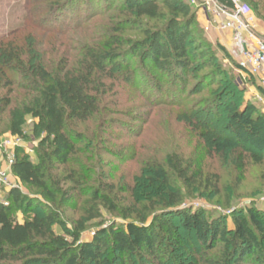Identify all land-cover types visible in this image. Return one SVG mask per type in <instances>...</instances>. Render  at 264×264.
<instances>
[{
  "label": "trees",
  "instance_id": "1",
  "mask_svg": "<svg viewBox=\"0 0 264 264\" xmlns=\"http://www.w3.org/2000/svg\"><path fill=\"white\" fill-rule=\"evenodd\" d=\"M26 1L28 7L32 0ZM56 1L60 2L40 8L39 15L43 13L44 19L39 21L38 31L58 38L81 30L90 18L111 11L125 15V19L109 30L103 45L83 44L77 59L66 55L62 40L56 52L57 65L54 52L49 55L48 49L40 53L24 43L27 36L24 39L20 36L34 27L33 12L27 13L21 29L0 38V118L7 115L12 136H23L27 117L37 121L35 129L43 135L36 162L15 158L11 172L18 184L40 191L46 200L30 198L19 188H11L5 199L0 200V264H165L172 249L164 237L180 247L181 232L193 234L202 249L201 255L187 264H264V203L261 208L252 205L233 210L227 228L223 220L228 216L210 218L201 209L182 208L181 192L169 191L163 204L165 210L148 221L154 209L143 214L134 213L132 207L120 209L110 198L114 187L100 182V189L92 192V207L86 210L84 202L82 218L72 222V228L67 227L58 199L68 202L74 195L79 196L77 189L82 178L75 172L69 173L62 181L71 187L61 190L52 174L67 167L79 153L78 145L83 138H73L67 127L89 122L99 115L106 92L105 80L121 78L127 86H145L144 90L157 101L178 107L191 75L197 74L194 78L197 85L205 89L216 84L223 71L186 0H120L116 5V0ZM216 1L232 7L229 0ZM238 1L264 22V0ZM101 4L104 6L100 9ZM142 20L162 25L147 28ZM136 30L140 31L141 40L119 35ZM216 49L227 57L223 48ZM232 65L241 70L238 64ZM123 68L116 78L114 71ZM258 89L264 95V90ZM15 90L23 93L22 100L13 101ZM214 93L212 99L206 100L209 105L204 113L216 118L232 92L222 87ZM224 111L225 133H231L256 151L257 155L252 157L254 164H264V116L253 105L240 109L232 102ZM231 145L232 138L226 137L215 144V153L222 155ZM151 172L152 183L170 186V179L175 177L188 190L210 183H203L202 174L194 171L190 163L183 164L175 154L168 155L165 165L155 166ZM170 187L176 188L173 184ZM39 207L47 212L36 213ZM100 208L118 214L123 223L99 227L90 240H82L87 225L101 218ZM20 210L27 213L22 223L13 217L14 211ZM174 218L178 219V225H173ZM55 227L62 233H56ZM211 253L215 256H209Z\"/></svg>",
  "mask_w": 264,
  "mask_h": 264
},
{
  "label": "rangeland",
  "instance_id": "2",
  "mask_svg": "<svg viewBox=\"0 0 264 264\" xmlns=\"http://www.w3.org/2000/svg\"><path fill=\"white\" fill-rule=\"evenodd\" d=\"M32 1L27 7L26 0H0V38L21 29L27 13L33 12L34 27H29L20 36L23 39L27 36L28 41L24 43L36 48L40 53H45L48 49L49 55L54 52L52 54L56 65L59 60L56 52L62 40L65 42L66 55L77 59L83 44L103 45L107 42L109 30L125 19V15L111 11L90 18L81 30L69 32L66 37L58 38L42 33L40 29L38 31V24L44 19L43 13L39 15L40 8L58 4L60 1ZM119 2L120 0H116L114 5ZM103 6L101 4L99 8ZM140 22L147 28L162 25L145 20ZM202 34L206 38L203 29ZM119 35L133 40L142 39L139 30L121 32ZM258 36L264 41L263 36ZM205 41L210 45V51L216 54L223 71L213 86L204 89L197 85L194 79L197 74L191 75L181 105L176 107L157 101L154 95L144 90L145 86H127L121 78L108 79L105 80L106 92L102 96L99 115L89 122L72 123L67 127L73 138L77 136L83 138L78 145L79 153L69 165L52 174L55 181L59 182L61 190L71 187L69 183L62 181L69 173L75 172L76 176L80 174L82 178L77 189L79 196L74 195L68 202L63 198L58 199L62 219L67 222L68 228H72V222L82 218L81 208L84 202H87L86 210L92 207V192L100 189L98 187L100 182L114 187V193L110 198L118 208L126 210L132 207L136 214L154 209L148 221L165 210L163 204L167 200L168 192L176 190L184 197L180 207L201 209L210 218L223 216V219L228 216L223 220L227 228L231 225L230 214L233 210L252 205L263 207L264 164H254L252 157L257 155L256 151L239 142L231 133H225L224 108L231 102L240 109L253 105L264 116V95L258 89V80L234 69L232 64L237 63L225 48L227 57H223V53L216 49L217 46L221 47L220 45L212 43L207 38ZM134 62L132 59V67ZM124 69L114 71L116 78ZM154 76L159 77L158 74ZM161 80L164 82V79ZM222 87L231 89L232 97L227 99V103L221 106L214 118L204 113L209 105L206 100L212 99L215 96L214 90H221ZM23 97V93L18 90H15L12 96L13 101L22 100ZM36 122L30 117L26 118L22 128L23 136L18 137L20 146L3 152L0 168L8 172L9 186L19 188L21 193L30 198L45 202L40 191L17 183L9 164V161L15 158L36 162L39 143L43 136L35 129ZM13 137L15 136L9 132V121L5 114L0 118V142ZM226 137L232 138V145L222 155H217L214 146ZM172 154L181 158L183 164L190 163L194 171L200 172L203 183L209 181L210 183L190 190L184 188L181 181L175 177L170 179V186L173 184L175 189L159 182L152 183V168L164 166L165 158ZM6 194V188H0V199H5ZM40 212L46 213L47 210L39 207L36 213ZM99 212L101 218L87 225L82 240H90L92 233L99 227L107 228L123 223L118 214L110 213L103 208H100ZM26 214L24 210L14 211L13 217L22 223L27 218ZM172 223L178 225V219H172ZM54 230L58 234L62 233L58 227ZM164 241L170 244L172 249L170 259L165 264L191 263L202 253L193 234L179 233L180 247L167 236L164 237ZM209 256L215 255L211 253ZM171 258L174 262H170Z\"/></svg>",
  "mask_w": 264,
  "mask_h": 264
},
{
  "label": "built area",
  "instance_id": "3",
  "mask_svg": "<svg viewBox=\"0 0 264 264\" xmlns=\"http://www.w3.org/2000/svg\"><path fill=\"white\" fill-rule=\"evenodd\" d=\"M232 7H227L216 0H188L191 6L202 10L207 15L208 24L219 31L232 34V41L241 49V60L238 66L244 72L258 80L264 90V41L255 32L250 9L238 0H229ZM18 137L4 139L0 142V159L3 152L20 146ZM13 161H9L12 166ZM0 188L7 192L12 188L8 185V172L0 168ZM3 201V199H0ZM7 206L6 203H4Z\"/></svg>",
  "mask_w": 264,
  "mask_h": 264
},
{
  "label": "crops",
  "instance_id": "4",
  "mask_svg": "<svg viewBox=\"0 0 264 264\" xmlns=\"http://www.w3.org/2000/svg\"><path fill=\"white\" fill-rule=\"evenodd\" d=\"M192 9L196 13V22L198 26L204 30L206 38L212 43L220 45L223 49L225 48L231 58L239 64V61L241 60V49L233 43L232 34L226 31H219L214 26L208 24L207 15L202 10L197 9L196 7H192ZM250 17L253 20L252 22L255 32L264 37V22L259 20L253 12L250 13Z\"/></svg>",
  "mask_w": 264,
  "mask_h": 264
}]
</instances>
